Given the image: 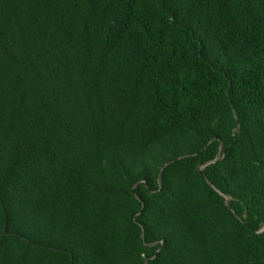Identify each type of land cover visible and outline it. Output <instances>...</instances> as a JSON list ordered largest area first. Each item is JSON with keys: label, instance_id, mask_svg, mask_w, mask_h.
I'll list each match as a JSON object with an SVG mask.
<instances>
[{"label": "trees", "instance_id": "1", "mask_svg": "<svg viewBox=\"0 0 264 264\" xmlns=\"http://www.w3.org/2000/svg\"><path fill=\"white\" fill-rule=\"evenodd\" d=\"M263 227L264 0H0V264H264Z\"/></svg>", "mask_w": 264, "mask_h": 264}, {"label": "water", "instance_id": "2", "mask_svg": "<svg viewBox=\"0 0 264 264\" xmlns=\"http://www.w3.org/2000/svg\"><path fill=\"white\" fill-rule=\"evenodd\" d=\"M217 160H219V158L213 160L212 162H215V161H217ZM172 161H174V160H171V161L165 163L164 166H163V168L166 167L168 164H170ZM163 168H162V169H163ZM204 168H205V166L200 167V168H199V172L205 177V175H204ZM161 173H162V171H161ZM160 175H161V174H160ZM205 178H206V177H205ZM206 180L209 182V184H211V182H210L208 179H206ZM145 184H146V186H148L146 180H145ZM221 194L224 196L225 201L228 202L229 197H227V196L224 195L223 193H221ZM229 207H230V206H229ZM133 219L136 220L135 217H134ZM262 232H264V227H263L260 231H258V233H262ZM164 242H165V240L163 239V240H162V244H163ZM157 252H158V251H157ZM157 252H156V254H157Z\"/></svg>", "mask_w": 264, "mask_h": 264}]
</instances>
